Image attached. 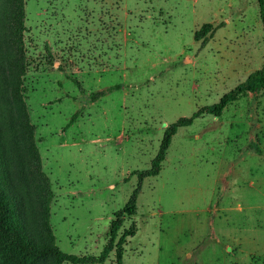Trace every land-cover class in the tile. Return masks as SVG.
<instances>
[{
  "label": "rangeland",
  "instance_id": "obj_1",
  "mask_svg": "<svg viewBox=\"0 0 264 264\" xmlns=\"http://www.w3.org/2000/svg\"><path fill=\"white\" fill-rule=\"evenodd\" d=\"M5 9L0 0V127L15 175L25 158L2 42ZM257 12L256 0H23L20 92L58 249L97 255L113 213L136 186L133 172L149 168L165 127L217 102L259 68ZM202 24L210 28L195 41ZM17 179L33 232L37 199ZM135 208L117 231L116 239L135 228L122 241V264H191L185 253L200 229L194 244L232 264L231 219L244 246L251 236L262 246L264 88L252 99L242 93L217 117L203 113L177 128L158 174L141 181ZM113 260L111 251L95 264Z\"/></svg>",
  "mask_w": 264,
  "mask_h": 264
},
{
  "label": "trees",
  "instance_id": "obj_2",
  "mask_svg": "<svg viewBox=\"0 0 264 264\" xmlns=\"http://www.w3.org/2000/svg\"><path fill=\"white\" fill-rule=\"evenodd\" d=\"M258 8V20L264 35V0H256ZM210 24H202L193 34V39L203 40L200 33L208 31ZM23 31V0H6V9L2 16V42L9 56L6 61V70L11 78V99L17 104L18 112L16 123V138L23 140L25 164L19 167L18 172L9 174L8 163L5 156L6 144L0 127V264H39L50 259L55 264L69 262L71 264H95L105 260L113 251L114 264H122V241L126 236H132L135 228L130 225L117 237L124 218L135 214V200L141 181L150 176H155L160 170L165 152L169 146L171 137L177 128L188 126L192 119L203 113L217 117L225 106L237 99L242 93L248 98H256L259 91L264 88V56L259 68L249 72L245 78L232 89L224 93L217 102L201 107L189 117H179L168 124L159 142L158 149L150 161L149 168L134 171L136 186L131 191L123 206L113 213V218L107 225V238L97 255H73L62 252L53 244V234L48 226V182L46 176L40 170L39 157L33 142V127L28 122L25 105L21 98V77L24 73L23 48L21 34ZM116 88V86H112ZM109 89L92 93L88 101H94ZM73 114L69 121L74 118ZM26 185L33 186L32 190L37 199L39 208V226H34L36 231L29 229V223L25 218L23 193L17 186L18 179ZM45 232L46 236L42 234ZM116 239V240H115Z\"/></svg>",
  "mask_w": 264,
  "mask_h": 264
},
{
  "label": "crops",
  "instance_id": "obj_3",
  "mask_svg": "<svg viewBox=\"0 0 264 264\" xmlns=\"http://www.w3.org/2000/svg\"><path fill=\"white\" fill-rule=\"evenodd\" d=\"M213 28V27H212ZM91 102V101H90ZM93 102V101H92ZM235 175L233 172L232 177ZM201 211V209H198ZM235 210V208H234ZM202 212V211H201ZM202 221V217L200 218ZM226 229L231 234L232 240V264H264V242L261 245L255 244L254 237L247 238V247L244 246L243 240L239 233V227L234 223V219H231V225H226ZM225 229V230H226ZM200 232L197 238L192 241V244L188 247V251L185 253L191 264H224V258L217 251L211 250L207 245L196 246L198 239L200 238ZM219 256V257H218Z\"/></svg>",
  "mask_w": 264,
  "mask_h": 264
}]
</instances>
